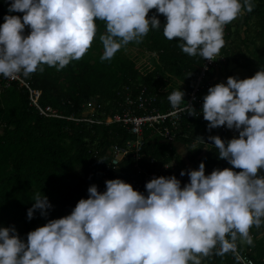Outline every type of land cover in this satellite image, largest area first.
Wrapping results in <instances>:
<instances>
[{
    "label": "clouds",
    "instance_id": "obj_1",
    "mask_svg": "<svg viewBox=\"0 0 264 264\" xmlns=\"http://www.w3.org/2000/svg\"><path fill=\"white\" fill-rule=\"evenodd\" d=\"M254 7L252 0H11L8 12L23 16L3 17L0 76L27 78L44 66L60 71L81 60L96 38L97 20L106 25L100 60L110 61L161 28L156 15L148 18L152 10L166 18L167 40L178 38L184 54L213 62L225 46V27ZM184 95L173 91L167 99L175 112L194 116ZM202 115L209 131L226 126L238 132L227 143L208 139L218 158L240 171L216 169L206 176L202 162L187 172L183 188L175 176L151 179L147 196L121 179L106 181L103 193L90 186L89 198L70 215L29 232L26 243L14 227L0 228V264H202L228 253L243 264L237 242L254 247L251 229L264 225V70L210 87ZM33 199L29 220L36 210L46 215L51 208L39 192Z\"/></svg>",
    "mask_w": 264,
    "mask_h": 264
},
{
    "label": "trees",
    "instance_id": "obj_2",
    "mask_svg": "<svg viewBox=\"0 0 264 264\" xmlns=\"http://www.w3.org/2000/svg\"><path fill=\"white\" fill-rule=\"evenodd\" d=\"M10 2L0 0V25L4 23L5 15L23 16V13L8 12ZM252 3L254 10L241 17V31L232 30L230 25L225 27V46L203 74L202 89L198 91L201 96V107L197 109L199 114L191 116L186 113L175 134L174 143L187 148L188 164L199 170L203 162L206 176L216 169L240 171L226 160H220L218 149L208 139L209 136H219L227 143L234 137L238 138V132L232 129L233 135L230 136L227 131H221L222 126L209 131L202 106L208 89L231 77L225 69L228 64L244 69L249 78L264 70V0H252ZM153 15L160 20L161 28L150 30L142 41L148 53L149 68L135 66L118 52L112 60L101 62L103 45L99 36L106 33V25L97 20L96 38L81 60L72 61L60 71L44 66L43 73L37 71L23 77L32 89L39 91V104L49 105L63 116L76 118L82 105L94 100L104 115L120 114L121 107L114 103L115 92L123 85H129L133 94L144 88L145 95H155V107L166 111L172 108L167 97L173 91H179L169 86L171 78L183 84L181 91L185 93V101L204 58L184 54L178 47V38L167 40L163 36L166 18L155 10L149 13L148 18ZM29 34L30 29L26 27L24 35ZM219 67L223 70L222 81L213 80ZM128 140H132V136L120 123L87 126L81 122L44 118L28 107L24 89L17 88L15 84L1 89L0 228L14 227L19 238L26 243L29 232L46 225L49 220L70 215L80 199L89 198L90 186H97L101 193L106 191L105 182L108 180L121 179L132 183L134 190L146 196V184L140 175H136L130 157L124 158L114 170L107 166L109 155L106 151L109 147L120 146ZM175 152L173 145L158 143V137L144 132L141 153L145 160L153 159L155 165H169ZM181 171L184 170L172 166L165 172V177L175 176L181 182H190L187 172L181 176ZM260 175L264 176V171ZM36 192L47 197L51 208L46 215L36 210L29 220L27 212L33 207ZM251 230L254 247L245 245L250 249L248 256L254 264H264V238L257 237L264 230V225ZM202 264L235 262L226 254L224 257L213 255L204 259Z\"/></svg>",
    "mask_w": 264,
    "mask_h": 264
},
{
    "label": "built area",
    "instance_id": "obj_3",
    "mask_svg": "<svg viewBox=\"0 0 264 264\" xmlns=\"http://www.w3.org/2000/svg\"><path fill=\"white\" fill-rule=\"evenodd\" d=\"M212 63L213 62L207 60L203 61V65L200 68L193 87L185 99V103L195 109L194 116L199 114L197 109L201 107V96L198 95V91L202 89L203 74ZM10 84H15L17 88L26 91L28 107L33 108L41 117L64 119L75 123L81 122L87 126L120 123L132 136V140L125 141L120 146L114 145L109 147L106 152V154L109 155L107 166L111 170H114L124 158L130 157L134 162L136 175H140L145 184L150 182L153 178L165 177V172L168 168H165V165H155L153 159L145 160L141 153L143 134L144 132H147L152 137H158V143L173 145L179 124L187 112H175L172 108L166 111H160L155 107V95H145L144 88L139 89L133 94L131 86L123 85L115 92L114 99L116 106L121 107L122 109L120 114L115 113L112 115H104V112L101 111L100 105L94 100H91L83 104L82 107L89 106L91 102H94V104H97V109L93 111L90 110L86 116L80 114L74 118L73 116H63L58 110L49 105H40L39 91L32 89L23 76H19L15 79H6L3 76H0V90L7 88ZM116 99L119 100L117 101ZM181 107H184V105H181ZM137 112L139 114H137ZM224 130L227 131L230 136L233 135V132L227 129L226 126L221 127V131ZM188 183L189 182H181V188ZM128 184L132 185V183ZM251 235L253 237L252 230ZM238 251L243 258V264H247L248 261H251V264H254L252 259L248 256V253L250 252L249 248H246L245 245H243L242 248L238 246ZM228 254L234 260L235 264H237L233 254Z\"/></svg>",
    "mask_w": 264,
    "mask_h": 264
},
{
    "label": "rangeland",
    "instance_id": "obj_4",
    "mask_svg": "<svg viewBox=\"0 0 264 264\" xmlns=\"http://www.w3.org/2000/svg\"><path fill=\"white\" fill-rule=\"evenodd\" d=\"M240 21H241V18L237 19L232 24H229L231 29L241 31L242 28L240 25ZM118 54L120 56L124 57L125 59H127L128 61L132 62L135 66L149 68L148 63H147L148 62V53H147V51H145L144 46L142 45V42L139 44L134 43V42L129 43L126 47L121 48V50L118 51ZM219 62L222 63V60H219ZM225 69L230 72L231 77H235L238 79L249 78L248 73L246 71H244V69L234 67L232 64H228ZM218 71L219 72L213 76V80L218 79V80L222 81L223 70H222V68L219 67ZM169 80L170 81H168V82H169L170 87L172 86V87H174L180 91L183 89V84L179 80H177L175 78H171ZM205 81H207V78L205 79ZM224 83L227 84V81H225ZM96 109H97V104H94V102H91L89 106L82 107L80 114L82 116H86L90 110L93 111ZM112 146H114V145H111V147ZM173 146L175 147L176 152H175L174 156L172 157V160H171L169 165H171V163H174L172 165L175 168H180L186 172H189L191 170H196L193 165L188 164V162H187V158H186L187 154H188L187 148L183 145H180L179 143H174ZM133 168L135 169L134 165H133ZM77 176L80 177L81 174L78 173ZM253 230H254V227H253ZM260 236L264 238V230L257 237H260ZM243 245L244 244H240V242L238 241L239 247L242 248Z\"/></svg>",
    "mask_w": 264,
    "mask_h": 264
},
{
    "label": "crops",
    "instance_id": "obj_5",
    "mask_svg": "<svg viewBox=\"0 0 264 264\" xmlns=\"http://www.w3.org/2000/svg\"><path fill=\"white\" fill-rule=\"evenodd\" d=\"M171 164H174V163H171Z\"/></svg>",
    "mask_w": 264,
    "mask_h": 264
}]
</instances>
